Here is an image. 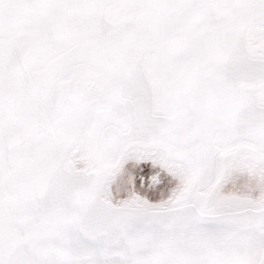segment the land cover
<instances>
[{"label":"snow or ice","instance_id":"1","mask_svg":"<svg viewBox=\"0 0 264 264\" xmlns=\"http://www.w3.org/2000/svg\"><path fill=\"white\" fill-rule=\"evenodd\" d=\"M0 264H264V0H0Z\"/></svg>","mask_w":264,"mask_h":264}]
</instances>
